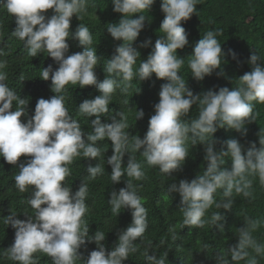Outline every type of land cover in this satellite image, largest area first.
<instances>
[{
    "label": "clouds",
    "instance_id": "1",
    "mask_svg": "<svg viewBox=\"0 0 264 264\" xmlns=\"http://www.w3.org/2000/svg\"><path fill=\"white\" fill-rule=\"evenodd\" d=\"M113 11L122 14L118 23L107 24V32L116 41L112 56L104 65L107 74L103 80L95 72L100 56L97 55L92 33L83 24L71 30V18L79 20L87 12L89 0H0V7L15 18L12 35L23 41L28 55L36 57L46 52L55 64L44 67L40 73L43 80H51V90L55 95L48 99L39 98L34 114L29 116L27 99H22L6 83L4 71L7 62L0 61V157L8 164L19 168L15 175V186L21 193L31 188L27 203L33 214L24 213L26 219L18 218L11 210L3 216V223L15 229L14 242L5 249L3 255L18 264H39L34 255L42 252L51 257L53 264H124L130 254L138 251L136 241H142L149 227L148 210L142 203L138 189L142 185L133 181L146 179L142 163L134 153L144 157L149 167H158L166 176L182 171L189 156V144L204 146L206 167L202 175L190 181L181 179L179 183L168 185L169 192L180 195V210L183 214L181 229L204 228L206 225L224 231V216L217 209L230 210L236 197L251 199L254 191V178L264 186V136L245 146L237 138L223 141L226 145L217 149L218 141L214 134L219 128H226L246 136V124L256 120L255 103L264 104V58L257 52L251 53L247 63L251 71L239 76V83L231 90L219 87L218 91L209 89L194 94L185 79L179 74L184 57L177 55L178 49L189 45L188 33L182 26L196 14L201 0H161L164 13L159 32L151 52L137 70L134 65L140 57L134 42L145 28L148 20L144 13L149 11L155 0H111ZM52 15L48 16V10ZM138 14V15H137ZM221 29L207 31L196 42L188 61L191 76L202 81L217 69V76L224 75L222 61L226 53L222 50L218 37ZM76 39L83 46L80 52L69 53L68 39ZM152 45L151 38L140 42L139 47ZM228 55L237 60L238 54L228 50ZM155 74L163 79L159 91V102L153 105L154 114L150 116L148 130L143 138L130 135L127 116L117 111L102 121L109 113V104L117 90L127 94L134 79L144 81ZM24 80L23 75L20 77ZM94 86L99 95L85 99L79 104L80 114L92 117V132L86 133L78 120L74 119L65 106L66 85ZM18 107L13 110V102ZM127 102V101H126ZM193 106L199 114L187 118ZM142 109L136 111V120L142 119ZM21 117H25L22 121ZM105 138L112 142L113 154L107 158L111 166L112 184L126 176L125 187L112 190L108 203L114 215L122 209H129L132 221L127 228L118 233V243L108 251L102 243L106 233L100 230L90 235L89 224L84 217L89 208L86 200L89 189L86 182L73 192L65 181L71 175V165L78 156L88 160L105 158V152L98 141ZM128 159L124 165V157ZM25 160H21V157ZM231 158V166L226 164ZM104 169L99 163L87 166L89 180L102 175ZM220 199L218 200L217 194ZM264 224L260 219L244 217V226L238 228V241L234 246L222 249L215 254L216 264H259L258 257H264V243L253 235ZM173 241L178 233L175 227L169 229ZM95 242L87 258L83 257L81 247ZM164 241H161L163 244ZM203 250L208 248L205 244ZM151 251V254H150ZM146 264H167L168 252L157 256L151 246L143 253Z\"/></svg>",
    "mask_w": 264,
    "mask_h": 264
},
{
    "label": "trees",
    "instance_id": "2",
    "mask_svg": "<svg viewBox=\"0 0 264 264\" xmlns=\"http://www.w3.org/2000/svg\"><path fill=\"white\" fill-rule=\"evenodd\" d=\"M161 0H155L149 11L142 13L148 20L145 28L140 32L134 47L140 52V57L133 66L134 71L140 63L147 58L155 44L156 39L162 36L159 32L160 25L164 19V13L160 8ZM52 10H48L47 15L51 16ZM79 20L75 15L71 18V30L83 24L92 33L93 43L97 55L100 56L99 64L95 68L98 79L106 77L104 65L112 56L115 47L122 41L114 40L107 32V24L118 23L122 14L113 11L111 0H89L87 12L80 14ZM138 15V14H137ZM15 18L6 9L0 7V61H6L4 71L7 73L6 83L22 99H27L29 116L34 114L35 105L39 98L48 99L55 95L51 90V80H43L40 73L49 64L55 69L58 67L53 59L46 52L38 54L36 57L28 55V50L24 47L23 41L12 35L15 28ZM182 26L188 33L189 45L184 49H178L177 55L184 57V64L179 70V74L185 79L194 94L205 92L209 89L217 90L219 87H228L230 90L239 83V76L251 71V65L247 63L251 53L257 52L264 58V0H201L197 5L196 14H193L187 22L182 21ZM213 29H221L223 34L218 37L222 50L226 53L222 68L224 75L217 76V69L211 76H206L204 80L197 81L191 76V69L188 61L191 58L196 42L203 35ZM151 38L152 45L147 48L139 47L140 42ZM69 53L80 52L83 46L78 40L68 39ZM232 49L238 54V59H232L228 55V50ZM23 75L24 80L20 77ZM166 81L156 78L155 74L150 79L139 81L134 79L127 94H121L119 90L114 94L109 104V113L101 117L102 121L110 122L108 119L117 111L125 113L129 124L130 135H139L143 138L148 130L150 116L154 114L153 105L159 102L160 87ZM99 91L94 86L66 85L65 106L70 115L79 121L86 133L92 132L91 120L95 116L87 117L79 112V104L85 99H91L99 95ZM127 101V102H126ZM254 113L256 120L245 125L246 136H241L235 130L219 128L214 134L218 141L216 148L223 145L222 142L230 138H237L245 146L249 147L252 142L257 146L259 137L264 136V104L255 103ZM18 107L16 101L13 102V110ZM142 109L145 113L142 119L136 120V111ZM199 114L197 106H193L187 118H196ZM22 121L25 117H21ZM98 146L105 152V158L88 160L82 155L74 159L69 165L71 175L66 178L65 183L75 192L82 182H86L89 189V196L86 200L88 212L85 214V221L89 224L90 235L100 230L106 233L104 243L106 249L111 251L118 243V233L127 228L132 221L131 211L122 209L116 216L111 211L108 203L112 190H119L125 187V180L112 184L111 166L107 164V158L113 154L112 142L105 138L98 141ZM138 162L142 163L146 179L143 181H133L134 184L142 185L138 189L142 203L148 210V229L142 241H136L138 251L130 254L124 264H146L143 253L149 245L157 256H162L168 252L167 264H216L215 254L230 246H234L237 241L238 228L244 226V217L264 221V186L259 184L258 177L254 178V191L251 199L242 196L236 197L233 207L230 210L217 209L213 206L208 211V217L213 212L221 211L224 216V231L209 224L204 228H190L185 226L181 229L183 214L180 210V195L169 192L168 185L181 179L191 180L196 175H202L206 162L203 145L191 147L189 144V156L186 158L182 171L174 172L172 176L161 173L158 167H149L144 157L138 152L134 153ZM25 160V157H21ZM128 156L124 157L126 166ZM224 166H231V158L226 157ZM99 163L104 169L102 175L94 180L87 179V166ZM19 173V168L8 164L0 157V264H16L3 255L5 249L14 242L15 229L11 225L3 223V216L10 214L11 210L18 213V218L26 219L24 213L33 214V209L27 203V198L31 194V188L26 193H21L15 186L14 177ZM220 199L219 193L216 197ZM175 227L178 233L177 240L171 238L170 228ZM253 235L258 241L264 243V224L259 227ZM161 241H164L161 244ZM208 248L203 250V245ZM95 242L87 243L86 247H81L80 251L86 259L92 250H96ZM151 254V251H150ZM39 259V264H53L51 257L42 252L34 254ZM259 264H264V257H258ZM18 264V262H17ZM76 264H83L78 260ZM240 264H245L241 261Z\"/></svg>",
    "mask_w": 264,
    "mask_h": 264
}]
</instances>
